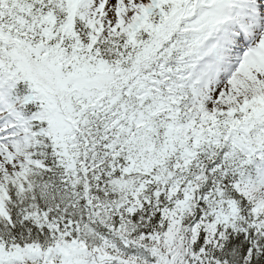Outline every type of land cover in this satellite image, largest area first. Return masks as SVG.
Wrapping results in <instances>:
<instances>
[{
	"label": "snow or ice",
	"instance_id": "6c2138e0",
	"mask_svg": "<svg viewBox=\"0 0 264 264\" xmlns=\"http://www.w3.org/2000/svg\"><path fill=\"white\" fill-rule=\"evenodd\" d=\"M0 264H264V0H0Z\"/></svg>",
	"mask_w": 264,
	"mask_h": 264
}]
</instances>
